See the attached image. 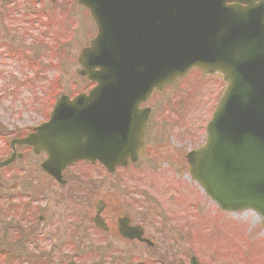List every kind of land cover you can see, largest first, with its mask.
I'll list each match as a JSON object with an SVG mask.
<instances>
[{"label":"rangeland","instance_id":"374dc122","mask_svg":"<svg viewBox=\"0 0 264 264\" xmlns=\"http://www.w3.org/2000/svg\"><path fill=\"white\" fill-rule=\"evenodd\" d=\"M11 9L12 18L0 20L1 158L10 152V139L24 137L47 118L59 94L73 97L90 88L78 74L77 55L95 33L88 11L76 0L0 2L1 14ZM36 16L48 17L52 25L30 23ZM223 87L219 75L192 70L154 92L147 102L151 118L144 149L135 163L114 173L80 163L66 169L62 176L68 183L60 185L40 171L42 155L17 147L23 157L0 168V255L5 257L0 264H63L72 258L73 245L56 248L43 232L58 228L54 240L70 239L71 228L86 227L84 209H92L94 196L106 188L138 193L129 203L143 206L157 219L158 225L153 224L160 230L158 252L163 260L193 256L200 264H264L261 219L247 210L220 211L188 172L185 155L203 142L205 124ZM14 204L26 217L11 210ZM164 219L176 229L168 241V228L160 227ZM87 232L90 229L81 231L80 237ZM76 259L88 262L80 255Z\"/></svg>","mask_w":264,"mask_h":264},{"label":"water","instance_id":"95a60500","mask_svg":"<svg viewBox=\"0 0 264 264\" xmlns=\"http://www.w3.org/2000/svg\"><path fill=\"white\" fill-rule=\"evenodd\" d=\"M77 1L97 27L78 55V73L95 85L61 95L49 119L11 145L46 153L40 167L57 181L83 159L112 172L137 159L149 114L138 105L154 89L192 68L218 72L226 88L204 144L186 156L189 171L221 210L252 209L264 225V0Z\"/></svg>","mask_w":264,"mask_h":264},{"label":"flooded vegetation","instance_id":"af4514ba","mask_svg":"<svg viewBox=\"0 0 264 264\" xmlns=\"http://www.w3.org/2000/svg\"><path fill=\"white\" fill-rule=\"evenodd\" d=\"M0 160H2L1 157ZM67 183L68 181L65 179V182L60 183V185ZM91 193L95 195L94 192ZM132 194L138 195L137 192H127L126 195L124 192L121 193L106 188L104 191L98 192L97 196H94L91 204L92 209L89 207L84 209L86 215L83 218V221L86 220L84 229H81L84 225H75L71 228L70 239L64 241H61L60 238L54 240L55 231L58 228L51 232L49 230L43 232L44 238L51 241L56 248L74 246L72 248L74 249L73 254H71L72 258L66 259L63 264L69 262L85 264L76 259L79 255L82 259H88L87 264H190L192 256H189L186 261L178 262L162 259L161 254L158 252L160 250V230L158 227H154L153 224V222L157 223L158 221L156 218L154 220L151 214L145 208H142L143 206L138 208L133 206L134 204L138 206L136 203H129ZM132 198L137 199L136 197ZM152 215L154 216V214ZM171 218H168V222H171ZM75 221L74 219L69 222L75 223ZM164 221L165 223L160 227L162 229L168 228V230L165 229V238L168 241L173 238L171 231L176 232V229H174L173 224L168 225L166 223L167 219H164ZM97 222L100 226L97 225ZM88 229L91 233L87 232L86 235L80 237V232ZM163 248H165V245H163ZM101 250H103L102 254ZM36 258L41 259L46 258V256L36 255Z\"/></svg>","mask_w":264,"mask_h":264},{"label":"bare ground","instance_id":"6f19581e","mask_svg":"<svg viewBox=\"0 0 264 264\" xmlns=\"http://www.w3.org/2000/svg\"><path fill=\"white\" fill-rule=\"evenodd\" d=\"M251 213H253L259 219V216L256 213H254V212H251Z\"/></svg>","mask_w":264,"mask_h":264}]
</instances>
